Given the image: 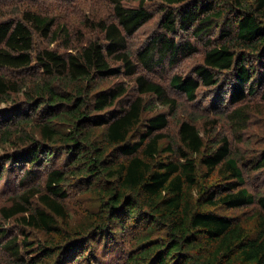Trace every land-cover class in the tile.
Instances as JSON below:
<instances>
[{"label": "trees", "instance_id": "16d2710c", "mask_svg": "<svg viewBox=\"0 0 264 264\" xmlns=\"http://www.w3.org/2000/svg\"><path fill=\"white\" fill-rule=\"evenodd\" d=\"M108 1L73 41L0 0V264H264V174L256 191L245 171L264 134L248 165L219 126L247 142L264 115V0ZM198 53L170 85L218 116L173 132L180 103L148 72Z\"/></svg>", "mask_w": 264, "mask_h": 264}, {"label": "rangeland", "instance_id": "374dc122", "mask_svg": "<svg viewBox=\"0 0 264 264\" xmlns=\"http://www.w3.org/2000/svg\"><path fill=\"white\" fill-rule=\"evenodd\" d=\"M29 5L33 8H37L44 13L51 12L53 15H56L59 24L65 25L68 29H71V35L73 41H78L82 36H90L92 27L85 22H88V19L94 18H109L111 19L113 16V9L108 0H25ZM7 6H10V1H6ZM26 8V7H23ZM11 11V9H9ZM159 14H156L154 19L150 21L148 24L142 27L132 38H129L130 43L133 44L134 48L140 46L142 42H144L155 30L157 18ZM93 35V34H92ZM58 44H62V40L56 41ZM56 43H53L54 46ZM62 50V49H61ZM63 51V50H62ZM203 57L202 53H198L193 55L190 58L182 59L178 61L175 65L166 66L165 68H157L154 70H150L148 74L155 80L161 82L167 89L170 96L177 98L180 103L176 113L173 114L174 119L172 120V124L170 129L174 132L176 129V125L178 120L185 118L198 119L199 124L202 125L204 118L210 117L216 118L218 114L206 113L203 108L204 106L209 105V101H204V97L198 99V101L191 102L187 100V98L181 94L178 90H175L170 85L171 76L175 73L186 74L189 72L194 63L200 61ZM0 72H4L0 69ZM10 75V72H8ZM24 74L13 75L15 80L20 81L21 77ZM251 109H259L261 105H264V102L256 97L248 102ZM5 102L0 103V108H5ZM234 108V107H233ZM198 122V121H197ZM251 123V127L247 130L243 131V136L247 142H242L241 139H237L232 136V130H236L233 126V123H230L227 120H222L220 122L221 130L228 135H230L234 141V146L238 153L244 156V160L250 164L256 158V154L258 149L263 146V137L264 134V115L257 116ZM209 128H214L213 125H209ZM5 147H3L4 149ZM2 149V150H3ZM246 176L248 179L249 186L253 190L259 189V181L263 179L264 170H254L251 166H246L245 168ZM11 194V191L4 192L0 195V202L2 201V197Z\"/></svg>", "mask_w": 264, "mask_h": 264}]
</instances>
